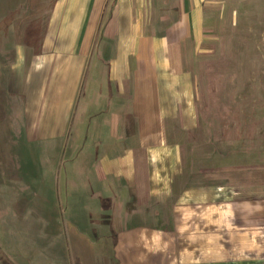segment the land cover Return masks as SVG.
Masks as SVG:
<instances>
[{
  "label": "crops",
  "instance_id": "0c3cea01",
  "mask_svg": "<svg viewBox=\"0 0 264 264\" xmlns=\"http://www.w3.org/2000/svg\"><path fill=\"white\" fill-rule=\"evenodd\" d=\"M222 3L57 0L41 46L17 49L7 88L34 168L16 194L21 210L25 194L48 207L66 264L232 261L178 254L202 246L201 231L231 221L234 206L264 207V168L217 177L214 166L202 180L184 155L196 92L186 62L214 36Z\"/></svg>",
  "mask_w": 264,
  "mask_h": 264
},
{
  "label": "rangeland",
  "instance_id": "374dc122",
  "mask_svg": "<svg viewBox=\"0 0 264 264\" xmlns=\"http://www.w3.org/2000/svg\"><path fill=\"white\" fill-rule=\"evenodd\" d=\"M56 1L0 0V264H66L65 249L55 245L60 237L48 224V207L33 208L31 194H25L29 207H19L16 188L34 167L22 148L20 99L7 88L17 49L41 46ZM220 6L214 36L202 40L186 62L196 92L184 155L188 170L201 168L202 180L203 170L214 166L217 177L231 168H264V0H223ZM246 208L240 214L242 208L234 206L231 221L221 215L216 231H201L204 244L211 234L217 246L185 244L178 254L264 264V207ZM175 253L170 249L171 259Z\"/></svg>",
  "mask_w": 264,
  "mask_h": 264
}]
</instances>
